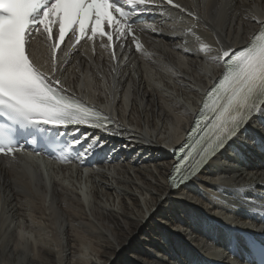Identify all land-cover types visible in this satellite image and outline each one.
<instances>
[{
  "label": "bare ground",
  "instance_id": "6f19581e",
  "mask_svg": "<svg viewBox=\"0 0 264 264\" xmlns=\"http://www.w3.org/2000/svg\"><path fill=\"white\" fill-rule=\"evenodd\" d=\"M180 1L199 10L197 32L212 44L219 36L225 46L238 48L255 31L227 8L219 16L212 11L210 5L226 0ZM236 3L257 13L264 9V0ZM155 22L162 30L157 34L146 26L152 55L135 54V60H144L136 70L129 64L119 69L107 53L93 59L83 51L73 56V51L57 58L62 85L110 114L120 139L101 131L96 136L100 144L85 147L89 156L103 157L87 169L101 181L98 186L94 179L95 189L85 195L76 183L84 177L80 166L74 182L66 177L73 169L45 168L33 163L32 154L20 162L3 159L0 264H243L231 249L241 247L238 233L264 229L259 221L264 214V122L249 124L231 143L237 148L230 146L216 157L190 186L171 188L173 161L167 149L183 140L192 111L222 68L205 65L197 54V42L184 35L190 23L172 12L159 14ZM184 40L190 54L182 51ZM33 49L50 66L42 37Z\"/></svg>",
  "mask_w": 264,
  "mask_h": 264
},
{
  "label": "snow or ice",
  "instance_id": "6c2138e0",
  "mask_svg": "<svg viewBox=\"0 0 264 264\" xmlns=\"http://www.w3.org/2000/svg\"><path fill=\"white\" fill-rule=\"evenodd\" d=\"M164 5L192 18L194 22L184 35L197 42V54L205 65L223 69L206 92L185 144L173 150L175 162L169 186L176 189L195 179L250 123L256 119L264 122V9L257 13L254 7L241 8L236 0L210 5L217 16L227 8L234 17L241 16V24L247 21L255 27L245 45L237 49L231 43L225 46L219 36L215 44L203 39L197 32L200 17L176 0H0V156L15 161L28 143L42 145L35 149L37 154L45 151L55 155L56 150V158L67 161L80 138L69 142L57 137L77 133L81 127L105 132L117 127L111 117L69 94L56 75V54L67 57L77 45L83 47L82 41L95 46L99 39L101 47L111 49L113 60L117 59L116 50L127 51V45L150 57L135 31L144 21L136 17L153 11L163 15ZM150 29L157 34L162 30L155 21ZM37 36L47 44L50 66L34 54ZM66 38L71 39L70 46ZM183 43L182 51L190 54L187 40ZM62 45L67 50H62ZM207 74L211 76L210 68ZM184 114H188L187 109ZM87 155V151L78 153L81 159ZM248 264H264V244L252 253Z\"/></svg>",
  "mask_w": 264,
  "mask_h": 264
},
{
  "label": "rangeland",
  "instance_id": "374dc122",
  "mask_svg": "<svg viewBox=\"0 0 264 264\" xmlns=\"http://www.w3.org/2000/svg\"><path fill=\"white\" fill-rule=\"evenodd\" d=\"M113 113H115L116 116H117V112H116V110H114ZM120 119L122 120V118H120ZM122 121H123V120H122ZM122 121H121V123H123ZM125 121H126V122H125L124 125L127 124V120H125ZM117 129H118V126H117ZM113 132H114V134H113ZM115 132H116V128H115L114 130H112V132H108V135L113 134V137L115 136V137H114L115 139H120V138H119V134H117V133H115ZM236 148H237V147H236ZM124 149H125V148H123V150H124ZM123 161H124V160H123ZM241 162H242V165H243V164H247V161H246V160H243V157H241ZM242 165L239 164L238 167L240 168ZM78 170H79V171H78ZM74 171H75V172H74ZM87 171H88V170H86L85 172H86V173H90V174H88V175L85 174V175H84V172H83L82 174H83L84 177H82V178H83V181H80V180H79V182H81L80 184H79V182L76 180V178L79 176V174H80V176H81L80 169H79L78 167H77V168H74V169H73V172H71L70 175H69L68 173H67L68 175H66V177L70 178V180H72V179L75 178V179H74L75 181H74V180H72V181H74V182L77 181V182H76L77 185H79V186L82 185V186H80L81 189H84V190L86 191V192L84 191V192H85V193H84V192H82L83 190H81V193H84V195H85V194H88V193L90 194V193L92 192L91 190H92V189H95L94 187L96 186V184H94V183L97 182V185L99 186V185H100V181H101V180H100L99 178H97V177H93V179H92V177L90 176V175H91V172H87ZM72 173H73V174H72ZM74 173H75V174H74ZM78 173H79V174H78ZM74 175H75V176H74ZM245 175H247V172L245 173ZM63 177H64V176H63ZM85 177H86V178H85ZM94 179H95V180L98 179V180L95 181ZM70 180H69V181H70ZM85 181H86V182H85ZM94 181H95V182H94ZM89 182H90V183H89ZM85 184H86L87 186H88V185H89V186L87 187ZM114 186L117 187V185H114ZM120 189H121V188H120ZM99 190L103 192V189H102L101 187H99ZM122 190L124 191V188H122ZM125 191L128 192L129 189L127 188V189H125ZM104 192H105V191H104ZM129 193H130V191H129ZM82 195H83V194H82ZM115 195H116V194H115ZM115 195H114V196H115ZM136 196L140 197L139 195H136ZM116 197H117V195H116ZM128 203H130V204H129L130 207L133 208L132 205H131L132 202L129 201ZM262 203L264 204V200L262 201ZM140 204L143 206L144 201H141ZM144 208H145V206H144ZM237 209L241 210V208H237ZM241 211H244V210L242 209ZM196 259H197V258H196ZM196 259H194V262L197 261Z\"/></svg>",
  "mask_w": 264,
  "mask_h": 264
},
{
  "label": "water",
  "instance_id": "95a60500",
  "mask_svg": "<svg viewBox=\"0 0 264 264\" xmlns=\"http://www.w3.org/2000/svg\"><path fill=\"white\" fill-rule=\"evenodd\" d=\"M174 148L173 147H170L169 149H167V151H168V154H170L171 156H173L174 155Z\"/></svg>",
  "mask_w": 264,
  "mask_h": 264
}]
</instances>
